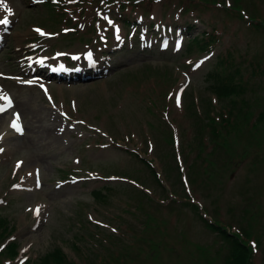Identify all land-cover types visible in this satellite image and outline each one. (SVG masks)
<instances>
[{"label":"rangeland","instance_id":"374dc122","mask_svg":"<svg viewBox=\"0 0 264 264\" xmlns=\"http://www.w3.org/2000/svg\"><path fill=\"white\" fill-rule=\"evenodd\" d=\"M5 18L0 103L22 134L0 126V251L17 243L0 264L59 247L73 264H225L209 222L264 264V0H3ZM211 72L242 92L218 97Z\"/></svg>","mask_w":264,"mask_h":264},{"label":"trees","instance_id":"16d2710c","mask_svg":"<svg viewBox=\"0 0 264 264\" xmlns=\"http://www.w3.org/2000/svg\"><path fill=\"white\" fill-rule=\"evenodd\" d=\"M214 36L211 33H205V39L196 41L199 49L204 50L210 47L212 43H215L216 38H214ZM221 62L225 63L224 57H222ZM210 77L214 80L211 88H213V92L220 98L236 96L242 92V89L234 83L232 75L223 76L219 74V72H211ZM210 227L220 234L230 245L229 256L225 264H250L252 249L246 242L241 240L236 234H229L226 229L218 224H210ZM10 249L11 251H14L15 247L11 246ZM40 262L41 264H68L65 255L59 248L47 252L40 258Z\"/></svg>","mask_w":264,"mask_h":264},{"label":"bare ground","instance_id":"6f19581e","mask_svg":"<svg viewBox=\"0 0 264 264\" xmlns=\"http://www.w3.org/2000/svg\"><path fill=\"white\" fill-rule=\"evenodd\" d=\"M4 103V100H2V102H1V105ZM3 120H1V123H0V126H1V128L3 129L2 130V138H7L10 134L11 135H13V134H15V132L14 133H12V132H10V131H8L7 130V125L9 126V124L11 123V122H13V118H12V115L11 114H9V116H8V113L6 114L5 113V115H3ZM16 120V119H15ZM34 171H35V169H34ZM34 171H33V173H34ZM29 174H30V172H28Z\"/></svg>","mask_w":264,"mask_h":264},{"label":"snow or ice","instance_id":"6c2138e0","mask_svg":"<svg viewBox=\"0 0 264 264\" xmlns=\"http://www.w3.org/2000/svg\"><path fill=\"white\" fill-rule=\"evenodd\" d=\"M0 6H3V0H0ZM9 11H10V9H9ZM9 23V21H8V19L7 18H5V19H3V20H0V25H7ZM37 31H39V30H37ZM41 35H44V33H40ZM90 55V54H89ZM9 102V104H11V101L9 100L8 101ZM179 103V102H178ZM4 109H0V111H3ZM12 127L17 131V132H19V133H21L22 134V128H21V126H20V124H19V116L17 115V117H16V120L13 122V124H12ZM0 151H2V150H0ZM38 211L39 210H37V214H38Z\"/></svg>","mask_w":264,"mask_h":264}]
</instances>
